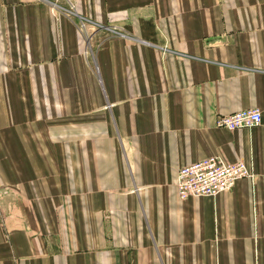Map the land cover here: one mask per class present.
Instances as JSON below:
<instances>
[{"label": "crops", "instance_id": "crops-1", "mask_svg": "<svg viewBox=\"0 0 264 264\" xmlns=\"http://www.w3.org/2000/svg\"><path fill=\"white\" fill-rule=\"evenodd\" d=\"M0 264H264V0H0Z\"/></svg>", "mask_w": 264, "mask_h": 264}, {"label": "built area", "instance_id": "built-area-1", "mask_svg": "<svg viewBox=\"0 0 264 264\" xmlns=\"http://www.w3.org/2000/svg\"><path fill=\"white\" fill-rule=\"evenodd\" d=\"M259 109H243L218 115L215 125L230 130L259 125ZM241 178H253L248 163L243 160L227 162L219 156H210L180 167L176 188L181 199L198 196H216L230 190Z\"/></svg>", "mask_w": 264, "mask_h": 264}]
</instances>
